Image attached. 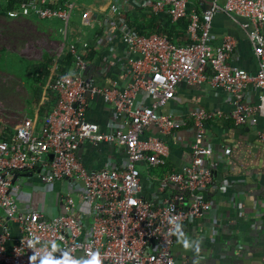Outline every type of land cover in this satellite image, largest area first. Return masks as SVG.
I'll use <instances>...</instances> for the list:
<instances>
[{
	"label": "built area",
	"instance_id": "obj_1",
	"mask_svg": "<svg viewBox=\"0 0 264 264\" xmlns=\"http://www.w3.org/2000/svg\"><path fill=\"white\" fill-rule=\"evenodd\" d=\"M126 1L132 10L150 11L173 23L187 17L186 41L176 42L157 29L138 32L126 16ZM201 1L205 7L197 12L189 9V0H109L105 17L79 11L77 29L72 25L77 0H19L7 11L11 18L58 21L60 39L49 64L40 60L49 72L35 111L18 112L21 116L11 125L7 121L14 113L3 108L0 117V264H41L46 257L85 264L93 253H99L101 264H176V231L214 206L208 193L224 154L212 158L207 124L223 119L256 125L264 115V0ZM217 12L245 18L240 25L257 60L255 72L229 63L231 36L217 45L211 42ZM105 20L111 47L100 60L99 74L86 75L92 52L87 33ZM113 67L116 73L110 71ZM179 83L220 88L230 96L232 108L226 113L205 108L159 113ZM250 87L259 92L255 102L245 99ZM96 96L112 110L109 131L86 116ZM187 124L193 127L190 161L156 177L151 171L165 165L170 153L165 136ZM257 136L264 141V130H257ZM84 142L111 145L99 168L83 165L78 149ZM139 165L146 172L143 180ZM152 180L158 192L170 188V193L144 197V185ZM33 181L46 187L59 184L44 200L46 206L40 202L45 190H35L33 207L16 197L23 195L29 203Z\"/></svg>",
	"mask_w": 264,
	"mask_h": 264
},
{
	"label": "crops",
	"instance_id": "obj_2",
	"mask_svg": "<svg viewBox=\"0 0 264 264\" xmlns=\"http://www.w3.org/2000/svg\"><path fill=\"white\" fill-rule=\"evenodd\" d=\"M77 2L75 21L72 22L76 29L79 11L89 10L92 16L97 18L105 17L107 14L104 8L109 0H77ZM188 7L199 12L205 4L201 0H189ZM125 9L127 18L131 22L139 23L138 25L146 31L157 29L168 34L176 42L186 41L187 17L175 23L169 22L167 18L150 11L132 10L129 1L125 2ZM245 21V18L240 16L233 19L224 12L215 13L211 22L210 40L217 45L225 35L231 36L234 40V49L229 63L253 73L257 70V60L240 25ZM107 24V20L102 26L96 23L87 33L92 52L85 71L86 75L96 77L99 74L100 60L109 52L111 42L105 30ZM71 34L76 38L78 30L73 29ZM95 35L99 36L95 37ZM117 70L113 67L110 71L116 73ZM258 93V90L250 87L245 93V99L247 102H255ZM193 108L226 113L231 110L232 104L230 96L220 88L179 83L173 99L158 112L180 114ZM86 116L89 120L98 123L102 131L111 130V123L115 120L112 110L99 96L91 101ZM148 130L156 132L154 127H149ZM206 130L207 139L214 148L212 158L216 159L224 154V158H218L220 164L213 171V182L208 193V197L214 201V206L203 215L194 218L191 223H183L176 231L172 246L176 264L184 262L186 264H264V141L257 136V130H264V115L258 118L256 125H251L249 122L234 125L223 119L212 120L207 124ZM192 137L193 127L190 124L173 130L165 136L170 147L169 156L165 165L151 173L159 177L189 162V144ZM111 149V145L107 143L92 145L84 142L78 149V155L86 169H97ZM139 167L143 180L146 172L141 165ZM24 178V176L20 177L22 183ZM151 183L144 185L143 195L146 198H159L171 191L168 188L160 193L156 190L157 181L152 180ZM33 184L34 189L31 190L29 203L23 195L16 196L21 205L35 206L37 201L35 189H46V186L42 189L38 188L43 185L37 181H33ZM23 189L29 191L28 187ZM0 217H3L1 209ZM11 233L13 236L18 234L15 225H11ZM178 238L180 241L187 240L190 248L184 249L182 243H178Z\"/></svg>",
	"mask_w": 264,
	"mask_h": 264
},
{
	"label": "rangeland",
	"instance_id": "obj_3",
	"mask_svg": "<svg viewBox=\"0 0 264 264\" xmlns=\"http://www.w3.org/2000/svg\"><path fill=\"white\" fill-rule=\"evenodd\" d=\"M4 2L0 0V117L3 108H7L8 114L14 113L7 121L11 125L21 116L18 112L35 111L38 94L45 86V76L49 72V67L42 68L40 60L49 64L60 35L58 21L33 16L11 18L2 12ZM59 187L58 183L54 187L47 186L45 199L44 193L40 192L41 204Z\"/></svg>",
	"mask_w": 264,
	"mask_h": 264
},
{
	"label": "clouds",
	"instance_id": "obj_4",
	"mask_svg": "<svg viewBox=\"0 0 264 264\" xmlns=\"http://www.w3.org/2000/svg\"><path fill=\"white\" fill-rule=\"evenodd\" d=\"M178 243H182L184 249L186 250L190 248V245L187 240L180 241L178 238ZM30 259L34 261L35 257L32 256ZM41 264H75V262L69 261L67 257H65L63 261H54L50 257H46L42 260ZM85 264H101L99 253H93L91 255V258L88 259Z\"/></svg>",
	"mask_w": 264,
	"mask_h": 264
},
{
	"label": "trees",
	"instance_id": "obj_5",
	"mask_svg": "<svg viewBox=\"0 0 264 264\" xmlns=\"http://www.w3.org/2000/svg\"><path fill=\"white\" fill-rule=\"evenodd\" d=\"M19 0H5V2L3 3V9H2V12L7 15V11L13 9L16 5V3L18 2ZM169 22H171L169 19H167ZM180 21V20H179ZM139 24V23H138ZM137 22H131V25L138 31V32H145L146 30L141 27L140 25H138ZM187 24V23H186ZM168 35V34H167ZM169 36V35H168ZM50 60V59H49ZM39 95V94H38Z\"/></svg>",
	"mask_w": 264,
	"mask_h": 264
},
{
	"label": "water",
	"instance_id": "obj_6",
	"mask_svg": "<svg viewBox=\"0 0 264 264\" xmlns=\"http://www.w3.org/2000/svg\"><path fill=\"white\" fill-rule=\"evenodd\" d=\"M49 157L51 158V154H49Z\"/></svg>",
	"mask_w": 264,
	"mask_h": 264
}]
</instances>
